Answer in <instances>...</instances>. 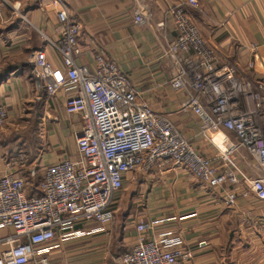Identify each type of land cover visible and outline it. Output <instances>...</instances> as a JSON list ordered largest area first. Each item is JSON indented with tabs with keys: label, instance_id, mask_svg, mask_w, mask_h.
<instances>
[{
	"label": "crops",
	"instance_id": "0c3cea01",
	"mask_svg": "<svg viewBox=\"0 0 264 264\" xmlns=\"http://www.w3.org/2000/svg\"><path fill=\"white\" fill-rule=\"evenodd\" d=\"M59 1L80 26L77 65L93 71L97 55L114 62L151 110L166 116L202 157L213 160V150L197 135L196 119L181 109L185 96L169 85L174 72L166 52L174 36L171 12L184 5L207 45L250 81L264 84V0H197L198 9L187 6L186 0ZM59 11L55 0H0V106L7 113L0 128V177L22 178L28 195L35 194L38 168L60 158H76L80 122L64 111L72 95L58 92L47 97L33 75V56L39 52L59 77L65 76L58 54L42 38L57 41ZM136 13L142 14L143 24L135 23ZM43 124L49 129L45 146L31 162L12 165L25 151L18 143H28L27 134L29 142L40 141L36 131ZM122 186L110 207L112 223H85L60 231L51 243L49 264H119V257L136 243L140 223L146 241L165 234L181 239L193 257L180 264H227L237 241L264 229V203L249 194L228 207L221 190L209 189L171 165L130 172ZM239 190L246 188L241 185ZM11 234L0 230V237Z\"/></svg>",
	"mask_w": 264,
	"mask_h": 264
},
{
	"label": "built area",
	"instance_id": "2783aa9c",
	"mask_svg": "<svg viewBox=\"0 0 264 264\" xmlns=\"http://www.w3.org/2000/svg\"><path fill=\"white\" fill-rule=\"evenodd\" d=\"M55 1L60 7L58 39L42 38L58 54L65 76L59 77L39 52L33 56V75L47 97L72 95L64 111L80 122L76 158L40 167L33 195L27 194L22 178L0 177V230L12 231L0 237V264H49L51 243L60 231L85 223L110 225V207L126 174L146 172L156 164L180 168L209 189L221 190L228 207L249 194L264 203V84L250 81L207 45L184 5L171 12L174 36L166 52L174 72L169 85L185 96L181 109L196 119L197 135L213 150V160L202 157L166 116L151 110L114 62L97 55L93 71L77 65L80 26L70 19L66 5ZM186 5L199 7L197 0H186ZM134 20L144 23L140 13ZM6 118L0 106V128ZM24 160L19 152L12 165ZM241 185L245 191L240 192ZM144 231L142 223L136 226V243L119 257V264L192 259L179 237L165 234L146 241Z\"/></svg>",
	"mask_w": 264,
	"mask_h": 264
},
{
	"label": "rangeland",
	"instance_id": "374dc122",
	"mask_svg": "<svg viewBox=\"0 0 264 264\" xmlns=\"http://www.w3.org/2000/svg\"><path fill=\"white\" fill-rule=\"evenodd\" d=\"M48 130L49 129L47 128L46 124H43V126L40 125L37 128V133L35 132L36 136H39L40 141L35 143L32 139V142H29L31 135L27 134L26 138L28 140V143L19 142L18 145L23 146V148L26 150V153L29 152L30 154L34 155L38 151L39 147V149H41L45 146V136L46 133H48ZM32 133L33 132H30V134ZM39 172L40 171H37L38 174ZM128 186L126 185V190H128ZM230 259L231 260L227 261V264L232 262V264H264V229L260 231L258 229L257 232L255 231L253 236L251 235L246 239L237 241V245L235 246L234 251H232V256L230 257Z\"/></svg>",
	"mask_w": 264,
	"mask_h": 264
},
{
	"label": "trees",
	"instance_id": "16d2710c",
	"mask_svg": "<svg viewBox=\"0 0 264 264\" xmlns=\"http://www.w3.org/2000/svg\"><path fill=\"white\" fill-rule=\"evenodd\" d=\"M19 150H20V149H19ZM21 151L24 153L26 161H27V162H31L30 160L33 159V157H34L35 154L32 155V154H30L29 152L26 153V150H25V151L21 150ZM31 156H32V157H31ZM33 190H35V187L33 188ZM31 195H33V194H31Z\"/></svg>",
	"mask_w": 264,
	"mask_h": 264
}]
</instances>
